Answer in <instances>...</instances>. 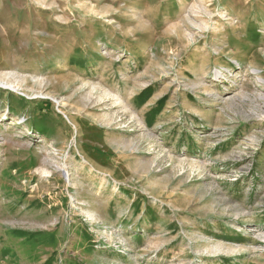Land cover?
<instances>
[{"label": "rangeland", "instance_id": "rangeland-1", "mask_svg": "<svg viewBox=\"0 0 264 264\" xmlns=\"http://www.w3.org/2000/svg\"><path fill=\"white\" fill-rule=\"evenodd\" d=\"M0 80V264H264V0H0Z\"/></svg>", "mask_w": 264, "mask_h": 264}, {"label": "bare ground", "instance_id": "bare-ground-1", "mask_svg": "<svg viewBox=\"0 0 264 264\" xmlns=\"http://www.w3.org/2000/svg\"><path fill=\"white\" fill-rule=\"evenodd\" d=\"M217 30V29H216ZM195 42V41H194ZM204 74H205V72H204ZM6 77V76H5ZM10 79V78H9ZM21 83H23L22 81H21ZM201 83H199V84H196V87H200L201 88ZM0 87H2V88H4V89H8V90H12V91H14V92H16V93H20V94H22V95H25V96H30L29 94H26V93H24L21 89L22 88H20V86L18 85V84H14V83H11V82H9V81H2V80H0ZM199 89V88H198ZM207 93H210V92H207ZM60 104H61V102H59ZM115 103H117V104H121L122 103V101L119 99V98H117L116 100H115ZM6 115V111L5 112H3V113H1V118L0 119H2V118H4V116ZM47 173H50V172H45V175L47 174ZM100 173V172H99ZM49 175V174H48ZM67 183L69 184V185H71L72 184V186L75 188V191H79V190H81L80 189V183L79 182H77V181H71V180H69V177H71L70 176V173H69V171H67ZM87 205L88 203H87V201H85L84 202V205ZM88 219L91 221V222H93V223H95V222H97V221H99L98 220V216L94 213V212H91L90 210L88 211ZM102 219V218H101Z\"/></svg>", "mask_w": 264, "mask_h": 264}]
</instances>
